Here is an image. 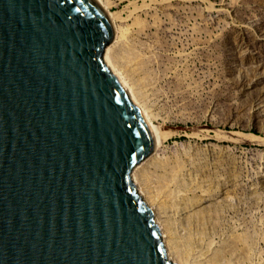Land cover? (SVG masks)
<instances>
[{
	"label": "water",
	"instance_id": "1",
	"mask_svg": "<svg viewBox=\"0 0 264 264\" xmlns=\"http://www.w3.org/2000/svg\"><path fill=\"white\" fill-rule=\"evenodd\" d=\"M96 0H0V264H177L138 162L155 131Z\"/></svg>",
	"mask_w": 264,
	"mask_h": 264
},
{
	"label": "rangeland",
	"instance_id": "2",
	"mask_svg": "<svg viewBox=\"0 0 264 264\" xmlns=\"http://www.w3.org/2000/svg\"><path fill=\"white\" fill-rule=\"evenodd\" d=\"M100 1L118 11L117 23L143 20L130 30L159 80L147 102L175 132L159 152L211 162L231 184L219 228L264 239V0ZM252 249L248 263L264 264V240Z\"/></svg>",
	"mask_w": 264,
	"mask_h": 264
},
{
	"label": "bare ground",
	"instance_id": "3",
	"mask_svg": "<svg viewBox=\"0 0 264 264\" xmlns=\"http://www.w3.org/2000/svg\"><path fill=\"white\" fill-rule=\"evenodd\" d=\"M96 1L107 13L113 30L108 58L146 108L155 131L152 154L137 166V184L155 211L172 260L177 264H251L248 260L254 252L253 243L263 241V236L254 241L245 228L232 224L222 230L217 221V208L223 206L231 191L229 181L218 179L208 169L211 162L201 164L189 156L167 157L165 151L159 152L160 144L175 132L155 122V111L148 103L159 80L141 42H135L139 34L130 30L131 25L139 26L142 18L135 17L137 23L122 25L117 23L118 11Z\"/></svg>",
	"mask_w": 264,
	"mask_h": 264
}]
</instances>
